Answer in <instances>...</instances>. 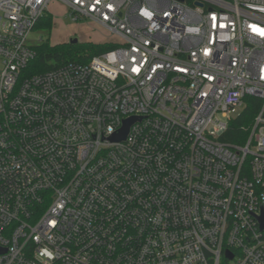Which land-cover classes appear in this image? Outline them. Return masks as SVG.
<instances>
[{"label": "built area", "instance_id": "2783aa9c", "mask_svg": "<svg viewBox=\"0 0 264 264\" xmlns=\"http://www.w3.org/2000/svg\"><path fill=\"white\" fill-rule=\"evenodd\" d=\"M50 1L0 0V264H264V0H59L123 44L23 77Z\"/></svg>", "mask_w": 264, "mask_h": 264}, {"label": "trees", "instance_id": "16d2710c", "mask_svg": "<svg viewBox=\"0 0 264 264\" xmlns=\"http://www.w3.org/2000/svg\"><path fill=\"white\" fill-rule=\"evenodd\" d=\"M51 25V18L44 15L35 25L34 29ZM117 47L116 45H81L63 44L51 46L47 41L41 42L33 47L35 57L28 63L23 71V77L44 73L68 63L86 64L94 56H98ZM260 100L247 96L244 98V105L234 117L228 121L227 128L219 137V141L243 145L249 135L250 128L258 112Z\"/></svg>", "mask_w": 264, "mask_h": 264}, {"label": "rangeland", "instance_id": "374dc122", "mask_svg": "<svg viewBox=\"0 0 264 264\" xmlns=\"http://www.w3.org/2000/svg\"><path fill=\"white\" fill-rule=\"evenodd\" d=\"M46 15L51 18L49 28L42 27L33 29L28 37V44L37 46L41 42L47 41L49 45L70 44L71 40H76L78 46L93 45H122L123 40L111 33L109 30L90 19L71 21L68 7L59 0H51L47 6ZM240 109L231 117H234Z\"/></svg>", "mask_w": 264, "mask_h": 264}, {"label": "water", "instance_id": "95a60500", "mask_svg": "<svg viewBox=\"0 0 264 264\" xmlns=\"http://www.w3.org/2000/svg\"><path fill=\"white\" fill-rule=\"evenodd\" d=\"M75 43H76V40L70 41V44H75ZM134 120H135V118H130V119L125 120L123 123V127L120 130V132L117 135L111 137L110 141L118 142V141L124 140L126 135H127L128 129L132 125ZM260 223H261V228H264V215L260 218Z\"/></svg>", "mask_w": 264, "mask_h": 264}]
</instances>
